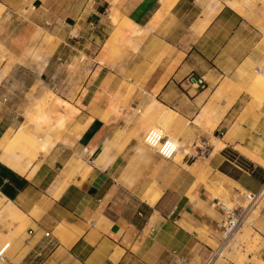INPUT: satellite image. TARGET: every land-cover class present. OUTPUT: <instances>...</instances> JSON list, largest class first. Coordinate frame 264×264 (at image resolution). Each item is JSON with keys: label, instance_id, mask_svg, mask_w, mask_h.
I'll return each instance as SVG.
<instances>
[{"label": "crops", "instance_id": "crops-1", "mask_svg": "<svg viewBox=\"0 0 264 264\" xmlns=\"http://www.w3.org/2000/svg\"><path fill=\"white\" fill-rule=\"evenodd\" d=\"M114 2L0 0V247L13 238L0 264H208L224 217L212 192L261 191L264 0H117L127 27L142 31L131 37L126 28L123 39L143 42L104 71L97 60L113 28L104 16ZM51 39L52 55L30 70L31 53ZM72 74L80 78L75 108L65 101ZM190 76L205 87L191 88ZM126 82L132 95L117 101ZM40 84L80 115L30 163L29 154L11 155L9 147L36 127L31 112L25 119L26 99ZM169 117L170 129L192 146L181 163L142 148L145 129ZM209 125L211 134L201 127ZM15 157L23 163L10 166ZM254 232L264 263V208Z\"/></svg>", "mask_w": 264, "mask_h": 264}, {"label": "rangeland", "instance_id": "rangeland-1", "mask_svg": "<svg viewBox=\"0 0 264 264\" xmlns=\"http://www.w3.org/2000/svg\"><path fill=\"white\" fill-rule=\"evenodd\" d=\"M116 4H117V0H116V2H114L112 4L111 10H109V12H107V14H105V16H104L105 19H108L113 26V28L111 30H109L110 34L106 35V37L104 39H102L103 42H102L101 48H100L102 50H101L100 57L97 60V62L100 64L99 66H103V68L105 69L104 71H111V70H107V67H110V68L116 67L117 62L119 60H121L125 54L131 53L133 55L134 53H136L131 49L130 44L132 42L131 43L129 42L127 45L124 42H122V40H121V39H123L122 36H124V30L128 27L126 26L127 21L123 22V19H124L123 16L119 13V11L115 10L114 6ZM118 13L120 15V20L114 22V17ZM113 15H114V17H112ZM117 28L121 29L122 33L120 36L117 37L118 43H117L116 47L114 49L112 48L109 53H104V48H105L106 43L109 40H110V43H112V41H115L114 33H115V30ZM46 42H47V48L46 49H43V46L40 45V47L36 48L35 54L31 53L32 57L29 59L31 66L29 67V69L34 71V72H38L37 70L40 69L43 65L42 62H40L41 57L46 58V57H48V55L51 56L53 51H54V48H55L54 40L51 39V40H48ZM136 42H139V41L136 40ZM49 44L51 45L50 47H49ZM4 56L9 57L10 54L6 53ZM15 62L16 61L9 60L8 64H12ZM17 62L19 64V61H17ZM86 63H87V59L83 57V63H81V65H85ZM75 64L77 67L78 66L77 64H80L79 60H78V62L74 63V66L72 69H74ZM0 65H1V63H0ZM104 73L105 74L102 77H100L99 80L103 81V83L106 85L107 80L109 78H108V76H106V72H104ZM79 79L80 78H76V76L74 74H72V76H70V78H66V81H67L66 86L69 89L67 92H65L66 100L65 99L64 100L66 102L70 103L73 107H74L76 101L79 102L76 99V97L78 96V92L75 91V90H79V84L77 83ZM82 79H84V78H82ZM41 85L42 84H40V87L38 86V87L34 88L32 93L27 94V99H26L27 108L25 110V119H26L28 112H31V113L38 112L39 113V111H41L40 115H42V119H43L42 122L40 123L39 126H36V127L32 128L30 131H28V134L26 136H23L22 140H16L9 147L11 155H14L16 153L21 154V155L23 153L29 154L30 155L29 156V162L30 163L38 162L43 157H45L46 154L48 153V151L59 140V138L60 137L62 138V136L64 134L68 133L66 129H69L72 125H74V123H76V118L80 115V111L78 112L75 109H73L72 107H70L68 104L62 103L61 101L57 100V98L61 99L60 96H58L51 89H43V87ZM123 86L125 88H128V90L126 92V95L116 94L117 95L116 99H117V101H120V102L129 100V98L131 97L132 92H133V87L129 86V83L126 82V84H124ZM47 91L50 92V95H48V96H50L51 101L48 102L47 104H44V105L42 104L41 106L43 108H41V109L36 107L34 105V102H33L34 99H32V98L34 96H38L41 98V100H45L47 97V95H46ZM81 93H83V92H81ZM84 94H85V98H87L89 100L90 94H87V93H84ZM79 105H81V103H79ZM36 108H37V111H36ZM66 108L68 110H71L72 113L70 115L66 116V119H64L58 113H64L65 114ZM87 111L89 112V109H87ZM38 113H36V115ZM45 113H48L49 117ZM58 115L60 117H58ZM23 121H24V119L21 118V124L23 123ZM159 122L160 121H158L157 123H153L152 125H149L144 131V136L151 129L161 128L165 131L167 137H169L171 140H174V141L179 140L180 142L184 143L187 146L188 153H187V155L184 156V158H186L187 156H191V154H192V148L191 147L192 146H190V144L187 143L186 141L180 140L181 134L177 133L176 131H173L172 128L170 129V127H172V125H170V126L166 125L163 121H161L160 123ZM239 122L241 123L240 120H239ZM201 127L204 128L208 134L212 133L213 129L210 127V125L205 126V127L201 126ZM223 133H225V131ZM42 135L43 136H49L50 139H49L47 144H44L39 139ZM144 136L142 139V148L144 149V151H149L150 153L155 154L154 151L153 152H152V150L150 151L149 148L144 144ZM174 137L176 139H174ZM220 137H222V136H220ZM61 138H60V140H61ZM201 144L202 143L199 141L198 146H201ZM23 145H24L25 149L21 150L20 146H23ZM38 152H40L42 155L39 156ZM184 158H183V160H184ZM14 159H16V161H14V162L10 161V166H17V165L23 163L20 160H18L19 158H17V157H15ZM173 161H174V164L177 163V161H175V160H173ZM205 178H207V176H205ZM212 194L215 198H219L223 202V204H225L230 209L237 208V207H244L245 208L248 205V203L241 196L242 194H244V192L241 190L226 189V187L223 186L222 189H218L216 193L212 192ZM263 208H264V203L262 202L258 205L257 209L254 211V214L252 216V220H254L255 223L258 221V219L260 217L261 210ZM9 217L13 218L12 215H10ZM258 237L259 236H257V234H255L254 229L249 228L248 226L244 227L235 236L234 240L231 242L229 247L224 252H222L221 255L216 254V252L212 255V258L210 259L208 264H260V263H262V260L259 257V254L263 248L261 245L262 240H261V238L258 239ZM12 241H13V238H6L3 242L4 244L0 247V249L7 243L12 244ZM259 261H260V263H259Z\"/></svg>", "mask_w": 264, "mask_h": 264}, {"label": "built area", "instance_id": "built-area-1", "mask_svg": "<svg viewBox=\"0 0 264 264\" xmlns=\"http://www.w3.org/2000/svg\"><path fill=\"white\" fill-rule=\"evenodd\" d=\"M188 85L191 88L202 89L205 87L206 82L203 78L190 76L188 78ZM144 144L167 162L173 161L178 152V146L175 141L167 137L165 131L161 128L149 130L144 136ZM241 196L248 203L245 208L237 207L230 209L220 201L218 202L224 213V217L220 225L222 230L221 243L216 254L221 255L244 227L255 228V221L252 220V216L258 205L262 202L264 203V184L258 194L244 193ZM46 237H49V234H46ZM10 248L11 243H7L0 249L1 263L6 261Z\"/></svg>", "mask_w": 264, "mask_h": 264}, {"label": "bare ground", "instance_id": "bare-ground-1", "mask_svg": "<svg viewBox=\"0 0 264 264\" xmlns=\"http://www.w3.org/2000/svg\"><path fill=\"white\" fill-rule=\"evenodd\" d=\"M120 20V15L119 14H116L115 15V17H114V22H116V21H119ZM126 26H127V23H126ZM129 33H130V36L132 37V36H136V35H139V34H141V29H139V28H135V27H133L132 25H130L129 24ZM121 33H122V30L121 29H116L115 30V33H114V37H115V41H112V43H108L109 45H107V47H108V49H109V52L111 51V49L113 48H115L116 47V45H117V40H118V36H120L121 35ZM121 38V37H120ZM123 38V37H122ZM122 40V42H124L125 44H127L128 45V41H126L125 39H121ZM143 41H142V38H140V40H139V42H135V43H131L130 44V46H131V48H134L135 50H137V48L139 47V44H141ZM232 83V82H231ZM231 83H230V85H231ZM229 85V86H230ZM233 88V86H230V88ZM223 88V87H222ZM225 88V87H224ZM231 88V89H232ZM230 89V91H232L233 89H235L236 90V87L235 88H233L232 90ZM224 89H222V91H223ZM227 90V89H226ZM238 90V89H237ZM230 91H228V93L230 92ZM225 93H226V91H225ZM237 99V98H236ZM47 102L48 101H46V100H42L40 103H36L35 104V106L36 107H38V108H43L41 105L43 104H47ZM234 103V102H233ZM231 105V104H230ZM36 111H37V108H36ZM40 112L41 111H39V113L38 112H36V113H38L37 115H36V113H32V115L29 117V122H30V124L32 123V124H34L35 126H39L40 125V123L42 122V115H40ZM166 125H173L174 124V122H173V119L171 118V117H169V118H166V119H164V121H163ZM214 126H211V128H213ZM154 129H157V128H154ZM128 141V139H123V142H127ZM175 143H176V145L178 146V152H177V155H176V161L177 162H179V163H181L182 162V159L184 158V156L185 155H187V153H188V150H187V148L184 146V145H182L179 141H175ZM133 152H135V151H133ZM7 157H8V153L7 152H5L3 155H2V157H1V160H6L7 159ZM192 172H193V174H196L197 173V171H195L194 169H192L191 170ZM201 174V176H203V173L201 172L200 173ZM210 184V183H209ZM208 183H206V186L207 187H209L210 188V185H209ZM212 186V185H211ZM221 186H220V184H218V185H215V186H212V189H216L217 190V188H220ZM214 189V190H215ZM221 189V188H220ZM211 191H213V190H211ZM215 192V191H214ZM217 192V191H216ZM11 230V229H10ZM13 230V229H12ZM20 228H16L14 231H12L11 232V236H14L15 234H17V233H19L20 232ZM258 236V235H257ZM260 237H258V239H259ZM235 254V253H234ZM259 263H260V261H259ZM260 264H264V263H260Z\"/></svg>", "mask_w": 264, "mask_h": 264}]
</instances>
